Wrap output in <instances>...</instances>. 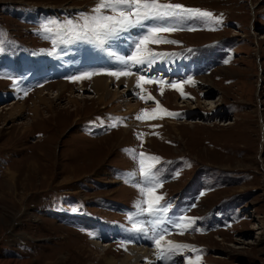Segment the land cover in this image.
Returning a JSON list of instances; mask_svg holds the SVG:
<instances>
[{
	"label": "rangeland",
	"instance_id": "374dc122",
	"mask_svg": "<svg viewBox=\"0 0 264 264\" xmlns=\"http://www.w3.org/2000/svg\"><path fill=\"white\" fill-rule=\"evenodd\" d=\"M171 2L209 11L222 24L208 30L213 25L188 21L165 34L179 43L152 46L167 55L131 71L168 82L190 78L188 98L168 87L161 95L155 84L126 93L119 83L111 85L117 97L101 104L90 98L93 79L114 77L70 78L118 70L128 40L100 48L67 42L64 32L40 34L49 21H77L96 0H0V264L120 263L142 247L159 264L161 229L166 241L190 246L173 256L178 264L196 256L200 264H264V0ZM137 35L132 29L131 38ZM148 94L179 116L137 120L156 108L140 99ZM127 97L140 110L126 114ZM126 149L161 158L158 194L171 207L159 227L147 214L129 219L141 197L125 183L132 171L140 179ZM180 217L195 218L193 229L179 234L168 221Z\"/></svg>",
	"mask_w": 264,
	"mask_h": 264
},
{
	"label": "snow or ice",
	"instance_id": "6c2138e0",
	"mask_svg": "<svg viewBox=\"0 0 264 264\" xmlns=\"http://www.w3.org/2000/svg\"><path fill=\"white\" fill-rule=\"evenodd\" d=\"M188 21L201 22L208 25V30H216L215 26L222 24V18L214 16L213 13L199 8H192L180 3H173L171 0H96L95 6L89 13H80L79 19L73 21L71 19L60 23L58 21H49L41 26L40 34H52L56 32H64L69 41L74 40L86 41L94 44L97 47L103 48L110 41L120 40L125 38L128 40L129 54L125 56H117L118 70L104 72H83L78 76H73L70 79L75 81L81 79H90L93 75L105 74L120 80L121 77L134 75L131 68L134 66L146 65L151 67L158 59L167 55L154 50L153 45L161 44H177L178 41L168 39L165 34L182 30V25ZM50 25H54L55 28ZM136 29L138 35L135 39L131 38V30ZM193 31L195 28H188ZM127 33V37H122V34ZM3 33H0L2 36ZM48 38V35H45ZM61 43L65 41H60ZM56 44V41H53ZM2 50V49H0ZM228 61H225L227 63ZM15 84L16 81L13 80ZM190 78L184 81L168 82L163 79L149 78L145 79L143 75L137 76L136 87L144 91L145 84H155L160 88V94L163 95L165 87L171 88L180 93L184 98H188L183 91L185 84H194ZM27 95V92H25ZM141 100L154 101L156 108L143 109L135 118L139 121L145 119H163L165 116L174 118L179 116V113H173L164 108L159 101H155L151 94L147 97L140 96ZM113 123L110 127H116L120 122L118 118H112ZM156 127V126H154ZM138 138H140L138 136ZM131 158L138 163L139 180H137V172L132 171L127 173L125 183L138 189L141 199L134 204L136 211L129 216L132 220L135 216L147 214L151 217H156L155 221H151L153 227L165 221L161 218L166 216L171 205L162 203L164 196L158 194V190L163 186V182L159 179V169L156 167L160 163L161 158L155 155L139 152L135 149L125 150ZM190 166V165H188ZM177 176L179 173L176 174ZM194 206V205H193ZM195 218L180 217L177 221H168L175 227L180 229L179 234H184L189 229H193ZM134 231H145L139 229L133 224ZM199 231V229H195ZM166 229H161L155 233L154 244L157 248V259L168 264L173 256L178 253V250L189 249L188 245L176 244L171 240H165ZM91 236L92 234L89 233ZM152 239V237H149ZM166 244L167 247H162ZM196 251L195 249H191ZM184 264H200V257L186 258Z\"/></svg>",
	"mask_w": 264,
	"mask_h": 264
},
{
	"label": "bare ground",
	"instance_id": "6f19581e",
	"mask_svg": "<svg viewBox=\"0 0 264 264\" xmlns=\"http://www.w3.org/2000/svg\"><path fill=\"white\" fill-rule=\"evenodd\" d=\"M142 67V66H141ZM153 67V65H152ZM139 70V69H138ZM136 78L137 76L135 75H132V76H128V77H121L120 80H116L115 78H109L107 79L106 77H97L95 78V80L93 79V91L95 92L94 95H92L90 98L92 99H96L98 100L99 103H108L107 100H109V98L113 97H117L118 95V92H115V94H112V91H111V85L113 84H126V89H125V92L127 93L126 90L128 91H133V90H137L136 89ZM150 86V85H149ZM85 87V86H83ZM154 90H156V92H158V88L157 87H153ZM66 90V87H61V91L62 92H65ZM136 93V92H135ZM61 94V93H60ZM62 95V94H61ZM83 95V94H82ZM81 95V96H82ZM87 96V95H86ZM56 97H59V95H57ZM123 97V96H121ZM120 97V98H121ZM125 97V96H124ZM136 97V96H135ZM82 98V97H81ZM80 98V99H81ZM133 98V97H131ZM131 98L127 97V100L128 103L125 104L126 106V114H134L135 112H137L138 110H140V103L136 102L135 105L133 104H130V100ZM135 99V98H134ZM138 99V98H137ZM119 100V99H118ZM79 101V100H78ZM114 101V100H113ZM169 101V100H167ZM40 102L42 103H45V104H49L47 102V99H42L40 100ZM120 102V101H119ZM77 103V102H76ZM142 104V103H141ZM153 105V104H152ZM119 106V105H118ZM147 106V105H146ZM156 106V105H155ZM154 106V107H155ZM121 107V106H120ZM119 107V108H120ZM49 108H51V106H49ZM77 108V106H76ZM118 109V108H117ZM122 109V108H121ZM38 110H36L35 112H37ZM113 111V110H112ZM35 115V114H34ZM128 116V115H127ZM169 124H179V123H174V122H169ZM139 126V125H138ZM104 246H107V245H104ZM103 246V247H104ZM143 249V251H141ZM130 254L129 255H125V257L120 261V263L117 262H111V264H143V260L144 259H148L149 260V263L147 264H153V263H156L154 261V258L152 257V252L148 249V248H145V247H142L140 249L138 248H133L130 250ZM179 251V250H178ZM181 252V251H180ZM182 253V252H181ZM186 253V252H185ZM153 260V261H152ZM177 260V261H176ZM175 260V257L174 259L171 261L172 263L171 264H178V259L176 258ZM177 262V263H176ZM159 264H165V262H160ZM170 264V263H168Z\"/></svg>",
	"mask_w": 264,
	"mask_h": 264
}]
</instances>
